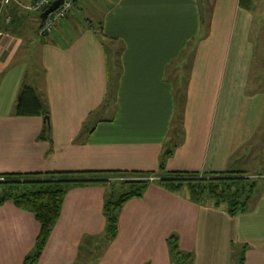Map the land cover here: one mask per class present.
I'll list each match as a JSON object with an SVG mask.
<instances>
[{
    "label": "crops",
    "instance_id": "0c3cea01",
    "mask_svg": "<svg viewBox=\"0 0 264 264\" xmlns=\"http://www.w3.org/2000/svg\"><path fill=\"white\" fill-rule=\"evenodd\" d=\"M202 4L203 20L196 0H79L46 39L40 13L0 6V177H158L161 156L175 147L166 172L242 174L259 191L231 217L225 205L151 185L125 204L107 246L105 188H76L37 264H174L173 234L191 264H236L237 246L243 264H264V19L254 0L249 9L240 0ZM34 76H43L41 85ZM22 85L48 107L51 141L39 139L43 118L14 115ZM39 231L32 215L1 206L0 264H23Z\"/></svg>",
    "mask_w": 264,
    "mask_h": 264
},
{
    "label": "trees",
    "instance_id": "16d2710c",
    "mask_svg": "<svg viewBox=\"0 0 264 264\" xmlns=\"http://www.w3.org/2000/svg\"><path fill=\"white\" fill-rule=\"evenodd\" d=\"M76 3L77 1L74 3L73 9L76 7ZM240 5L245 7V9H249L251 0H240ZM44 12L45 10L40 13V17ZM88 25L93 30H96L90 22ZM54 30L50 34H44L42 36L43 39L51 36ZM4 31L9 33L10 27H6ZM101 34V29H99L97 36L103 38ZM14 115L26 118H43L45 124L39 139L51 141L49 110L33 87L28 85L21 86L14 108ZM172 154L173 149L167 148L164 151L160 158V174L158 177L152 173H105L103 174L105 176L103 180L86 179L85 177L88 176L86 173L29 174L0 177V207L6 202H11L17 210L32 215L40 226L33 250L26 256L23 264H37L60 218L62 205L67 193L76 188L93 186L105 188L104 217L107 224L101 237V242L107 246L116 238L118 214L125 204L131 200L143 199L146 190L151 185H158L164 190L175 194L186 193L191 201L198 203L205 199H210L217 206L225 205L227 213L231 217L245 212L246 203L255 194L256 181L242 174H211L203 176L196 173H168L165 171V163ZM113 184L121 186L122 190L124 185H131L133 188H131V192L125 191L126 193H122L117 199ZM178 240L176 235H172L167 242L173 263L190 264L192 255L179 251ZM243 262L244 257L242 256L239 264H243Z\"/></svg>",
    "mask_w": 264,
    "mask_h": 264
},
{
    "label": "rangeland",
    "instance_id": "374dc122",
    "mask_svg": "<svg viewBox=\"0 0 264 264\" xmlns=\"http://www.w3.org/2000/svg\"><path fill=\"white\" fill-rule=\"evenodd\" d=\"M255 2H256V5L254 4V6H255V9H256V11H255V13H256V15H258V16H260L261 15V20H263L264 19V0H254ZM75 13H77V17H79V18H81L83 21L85 20V19H87V18H89L91 21H92V15H90V14H87L85 11H84V13H83V11H80V10H75L74 11ZM80 12V13H79ZM93 21H94V19H93ZM84 24H86L85 22H83ZM95 28H98V27H96V26H94ZM44 34H42V36H43ZM29 38H28V36H26V40H28ZM109 61L111 62V68L113 67V59H112V56L109 54ZM29 72L33 75H35V71H34V69H33V66L32 65H30V70H29ZM115 76V74L112 72V75H110V77H111V82H113L114 81V79H113V77ZM34 78L36 79L35 80V82H37V84H39V85H41V81H43V76L41 77V78H39V76H34ZM27 84H29V85H32V86H34L35 84H33V82L32 81H27ZM40 87V86H39ZM176 90H177V88H176ZM177 96H178V92H177V94H176ZM177 99V104H178V98H176ZM178 119H181V117H179L178 116ZM177 125H179L178 124V121L176 120L175 122H174V124H173V126H174V128H176L177 127ZM179 127V129L181 128L182 129V123L180 124V126H178ZM173 128V129H174ZM178 129V130H179ZM181 135V134H180ZM179 135V136H180ZM174 136V135H173ZM173 136H171V138H170V144H172L173 146L175 145V144H177V142H178V139L176 138H174ZM173 151H175V147L173 148ZM251 164H252V166L253 165H256V163H257V160H254V161H249ZM255 168V167H254ZM256 170H255V173H258L259 171H260V168H259V166H256V168H255ZM262 169V168H261ZM262 171V173H263V170H261ZM143 176V175H142ZM145 176H147V175H145ZM113 189H115V192H116V194H115V197L118 199V197L122 194V193H126L127 191H128V193L129 192H131V188H133V186H131V185H124V189L122 190V187L121 186H117L116 184H113ZM259 189H261V187H258V190ZM0 190H1V188H0ZM126 191V192H125ZM1 192V191H0ZM119 193V194H118ZM257 194H259V191H256V194L253 196V198L251 199V200H255V198H256V195ZM213 203L210 199H205V200H203L202 201V203ZM122 211V210H121ZM120 215H121V212L118 214V222H117V235H118V224H119V217H120ZM117 235H116V237H117ZM173 235H175V234H173ZM102 236H103V234H102ZM178 248H179V240H178ZM179 251L181 252V253H184V252H182L181 250H180V248H179ZM244 255V250H243V248L241 249V246H237L236 247V256H237V260H236V264H239V262H240V259H241V257ZM193 262V261H192ZM190 264H191V262H190Z\"/></svg>",
    "mask_w": 264,
    "mask_h": 264
},
{
    "label": "built area",
    "instance_id": "2783aa9c",
    "mask_svg": "<svg viewBox=\"0 0 264 264\" xmlns=\"http://www.w3.org/2000/svg\"><path fill=\"white\" fill-rule=\"evenodd\" d=\"M56 0H34L33 2L21 5L16 0H0L1 8H6L12 4L19 7L23 12L28 14L42 13L43 10H47ZM79 0H64V4L49 15L41 28L42 34H50L72 11L73 5ZM10 19L7 20L9 22Z\"/></svg>",
    "mask_w": 264,
    "mask_h": 264
},
{
    "label": "water",
    "instance_id": "95a60500",
    "mask_svg": "<svg viewBox=\"0 0 264 264\" xmlns=\"http://www.w3.org/2000/svg\"><path fill=\"white\" fill-rule=\"evenodd\" d=\"M196 3H197V8L199 11L200 18L201 20H203L204 19V8H203L202 0H196ZM63 4H64V0H56L47 10H45V12L41 16V27L43 26L45 19L49 15L54 13L56 10H58Z\"/></svg>",
    "mask_w": 264,
    "mask_h": 264
}]
</instances>
